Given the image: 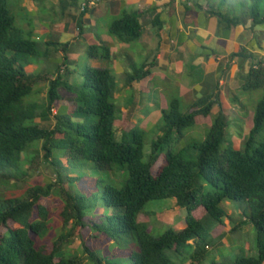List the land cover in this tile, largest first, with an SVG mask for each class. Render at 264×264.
<instances>
[{
    "label": "trees",
    "instance_id": "1",
    "mask_svg": "<svg viewBox=\"0 0 264 264\" xmlns=\"http://www.w3.org/2000/svg\"><path fill=\"white\" fill-rule=\"evenodd\" d=\"M225 1L218 0V7L227 10L215 12L221 25L231 27L246 19L254 27L264 25L262 0H244L248 3L242 16ZM60 4L72 7L77 1L60 0ZM154 18L158 26L156 14ZM108 32L120 41L138 39L139 12H123L109 24ZM41 53L32 29L16 25L6 0H0V264H186L188 260L201 264L210 241L216 240L211 230L218 229L227 216L221 205L224 199L237 202L244 217L230 232L244 222L256 230L257 254L237 256L232 264H263L264 141L258 135L264 129V92L238 147L229 142L222 147L228 121L221 112L213 117L202 141L178 145L196 116L210 113L213 100L205 96L185 112L178 100H171L144 160L145 131L128 124L119 138L116 135L121 111L110 100L116 83L109 69L86 66L78 87L62 76L68 70L60 72L58 67L48 80L45 100H25L43 77L26 72L20 56L40 58ZM87 55L108 58L109 48L89 45ZM232 56L253 59L242 90L264 89V59L243 48ZM147 73L143 65L133 64L127 83ZM70 114L97 119L73 122ZM50 117L54 118L51 127L39 124ZM160 155L163 164L152 173ZM41 161L50 166L53 177L32 183L29 170L36 171ZM43 198L61 202L59 227L49 225L50 208L42 204ZM169 198L185 209V226L168 227L159 236L151 234L140 212L149 200ZM78 226L89 229L90 243L72 249L68 244ZM47 236L52 244L49 251L43 242Z\"/></svg>",
    "mask_w": 264,
    "mask_h": 264
},
{
    "label": "crops",
    "instance_id": "2",
    "mask_svg": "<svg viewBox=\"0 0 264 264\" xmlns=\"http://www.w3.org/2000/svg\"><path fill=\"white\" fill-rule=\"evenodd\" d=\"M49 1L59 13V22L53 26L59 40L47 44L63 45L53 53L60 72L68 70L67 59L77 66L68 53L73 43L82 40L88 46L106 45L109 57L87 55L86 66L110 70L116 83L114 96L123 101L119 108L124 125L135 124L146 134L158 127L171 100H178L181 110H187L193 102L210 95L213 103L208 115L221 112L229 125L243 123L240 143L247 135L253 111L244 104L242 85L253 59L232 54L243 48L246 53L264 57V25L254 27L249 19L231 27L221 25L215 15L218 0H76L72 7H63L60 0ZM64 2L73 4L74 0ZM131 11L139 12L141 35L134 41H120L108 32L109 24ZM155 14L158 26L154 24ZM133 64L143 65L148 73L127 83L126 75ZM59 109L64 110L63 106ZM201 118L196 116L195 123ZM202 122L208 124L207 120Z\"/></svg>",
    "mask_w": 264,
    "mask_h": 264
},
{
    "label": "rangeland",
    "instance_id": "3",
    "mask_svg": "<svg viewBox=\"0 0 264 264\" xmlns=\"http://www.w3.org/2000/svg\"><path fill=\"white\" fill-rule=\"evenodd\" d=\"M7 5L9 6L11 12L15 16V24L24 28L32 29V38L37 39L38 43L42 47V53L40 54V58L32 57V56H20V61L25 65L26 72L33 71L34 73H39L43 79L38 81L36 85H34L30 94H28L25 100H39L42 103L45 100V93H46V81L56 75V68L57 61L53 60V53L59 50V47H62L63 43H60L62 46H56L54 44L48 45V41L55 40L58 43L59 37L58 32L55 33L53 26L58 24L59 16L58 12L56 11V7H51L50 4L54 5L53 1H41V0H6ZM53 2V3H52ZM226 6L229 8H234V12L237 16H242L243 13L246 11L247 3L244 0H226ZM261 5L264 8V0L261 1ZM48 7V8H46ZM220 9H225V6H219ZM30 10L35 12L31 13ZM37 10V11H36ZM27 11V12H26ZM29 12V13H28ZM52 28V29H51ZM82 38V37H79ZM61 42V41H59ZM50 48L49 53H45L44 51ZM87 42L73 43L68 47L69 55H73L72 59H75L77 66L70 65L72 61L71 58L66 60V66L68 68V74L62 75L65 76L66 79L70 84L81 86L83 82V75L82 72L86 67V60L87 54L85 53L87 49ZM81 48H86L85 50H81ZM59 52V51H58ZM60 52H63L60 50ZM52 55H51V54ZM59 54V53H58ZM60 55V54H59ZM68 55V54H67ZM264 58L263 56L261 57ZM140 60H138L139 62ZM32 66V67H28ZM72 70V71H70ZM75 71V72H73ZM50 74H49V73ZM54 73V74H51ZM62 93H65L64 90H61ZM64 91V92H63ZM246 95V100L244 104L246 107L253 111L257 100L262 96L264 89H256V90H249V91H242ZM70 94V92H68ZM114 102L117 106V109L120 110V104L122 105V99L119 100V97H113L110 99ZM61 102V101H59ZM56 103L52 109V113H55L57 108ZM72 104L68 107V111L72 110ZM182 111L185 112L186 109L182 107ZM70 119L73 122H82V121H91L94 122L97 117L94 115H85V116H75L74 114H70ZM202 120H207L208 124L204 125L203 122L200 123ZM213 121V116L208 115V117H203L199 119L193 126L185 128L183 130V136L177 140L178 145H183L185 142L190 141H202L208 131L210 124ZM206 123V121H205ZM41 126L51 127L54 124V118L50 117L47 120L39 121ZM243 123L236 122L230 123L226 127V135L225 140L222 143V147L228 145L229 142L231 145L238 147L241 139V126ZM135 125V124H134ZM131 125L132 127L134 126ZM161 125H158V127ZM127 127V125L123 124L122 121L118 122L115 126L116 135L119 138L121 135V131ZM158 127L154 128L151 131H148L145 134L144 140V156L143 159L147 158V154L150 151V142L154 139L159 130ZM129 128V126H128ZM127 128V129H128ZM259 140L264 141V129L258 135ZM180 140V141H179ZM195 154V152H194ZM62 161L66 163L65 159L63 158ZM163 155H160L154 165L151 167L152 173H155L159 167L163 164ZM29 174L31 177L32 183L34 182H41L42 180H48L52 178V172L50 166L44 164L42 161L39 163L38 169L36 171L29 170ZM74 174H72L73 176ZM103 176V174H100ZM117 185H121L118 182ZM91 187L88 186L84 188L85 191ZM42 204L48 206L50 208L49 211V225L52 228H56L60 226L61 218L59 216V209L61 207V202L57 198H43ZM237 202L229 201V200H222L221 205L225 208L227 212V216L223 218V224H220L217 229L214 228L211 230V235L216 238V240L210 241V246H207L208 253H206V257L201 264H210L212 260L218 262H224V264H232V261L237 256H255L257 254L256 250V230L250 222H244L243 225L239 226L237 229L230 232L229 230L235 226L238 221L244 218L241 214L240 207L237 205ZM100 211V210H99ZM144 213V214H143ZM142 216H140V220H145L148 224V231L151 234L159 236L164 230L168 227H171L175 230H179L185 226L184 224V215L185 209L181 207H177L175 203V199H154L149 200L145 203L142 211L140 212ZM87 221V219H86ZM89 224V222H86ZM11 227H15L16 224L10 222ZM0 229V234L1 233ZM218 234L221 235V240L217 236ZM90 232L87 227H76L73 232L72 241L68 244L69 248L72 249H80V244L85 242L87 244L90 243L89 240ZM217 236V237H216ZM219 239V240H218ZM223 241V242H221ZM44 247L46 251H49L52 247L50 237L43 238ZM191 243V242H190ZM220 243V244H219ZM187 263L189 264L190 261L188 260ZM264 264V262H263Z\"/></svg>",
    "mask_w": 264,
    "mask_h": 264
},
{
    "label": "built area",
    "instance_id": "4",
    "mask_svg": "<svg viewBox=\"0 0 264 264\" xmlns=\"http://www.w3.org/2000/svg\"><path fill=\"white\" fill-rule=\"evenodd\" d=\"M84 6H85V4H82V6H81L82 10L85 8ZM263 59H264V58H263Z\"/></svg>",
    "mask_w": 264,
    "mask_h": 264
},
{
    "label": "clouds",
    "instance_id": "5",
    "mask_svg": "<svg viewBox=\"0 0 264 264\" xmlns=\"http://www.w3.org/2000/svg\"><path fill=\"white\" fill-rule=\"evenodd\" d=\"M186 264H188V263H186Z\"/></svg>",
    "mask_w": 264,
    "mask_h": 264
}]
</instances>
